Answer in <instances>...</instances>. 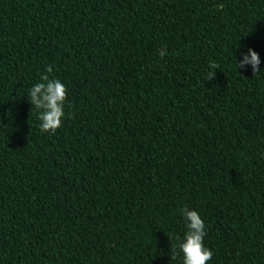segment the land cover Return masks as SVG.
Listing matches in <instances>:
<instances>
[{
	"label": "trees",
	"instance_id": "1",
	"mask_svg": "<svg viewBox=\"0 0 264 264\" xmlns=\"http://www.w3.org/2000/svg\"><path fill=\"white\" fill-rule=\"evenodd\" d=\"M249 47L264 70V0H0V264H182L184 207L206 264H264ZM42 75L67 90L54 132L29 102Z\"/></svg>",
	"mask_w": 264,
	"mask_h": 264
},
{
	"label": "clouds",
	"instance_id": "2",
	"mask_svg": "<svg viewBox=\"0 0 264 264\" xmlns=\"http://www.w3.org/2000/svg\"><path fill=\"white\" fill-rule=\"evenodd\" d=\"M240 47L238 44L235 49ZM159 55L161 57L166 55V50H161ZM260 64V54L251 47L247 49L242 59L235 58L237 71L244 66H251L253 74H259L264 72ZM218 67L215 63L210 64L208 79L215 75V69ZM41 81L28 89L29 102L37 110L40 129L43 132H54L61 127L65 117L66 86L58 79H49L47 75H42ZM180 214L186 230L182 238L175 235L172 237L176 240L173 258L182 254V264H206L211 260L213 253L204 245V238L207 235L204 219L197 210L188 207L182 208Z\"/></svg>",
	"mask_w": 264,
	"mask_h": 264
}]
</instances>
